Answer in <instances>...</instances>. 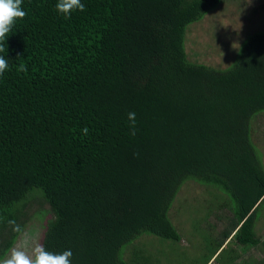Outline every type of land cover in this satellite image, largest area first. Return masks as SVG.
Returning a JSON list of instances; mask_svg holds the SVG:
<instances>
[{
  "label": "trees",
  "instance_id": "obj_1",
  "mask_svg": "<svg viewBox=\"0 0 264 264\" xmlns=\"http://www.w3.org/2000/svg\"><path fill=\"white\" fill-rule=\"evenodd\" d=\"M222 1L82 0L85 11L65 19L57 0H23L27 15L0 53V260L18 238L8 220L25 230L40 199L52 213L42 244L70 249L72 264H158L123 248L144 233L181 240L169 210L187 180L210 189L209 211L231 212L207 263L228 252L236 264L230 242L264 243L251 125L264 110V31L224 69L186 51L188 25Z\"/></svg>",
  "mask_w": 264,
  "mask_h": 264
},
{
  "label": "rangeland",
  "instance_id": "obj_2",
  "mask_svg": "<svg viewBox=\"0 0 264 264\" xmlns=\"http://www.w3.org/2000/svg\"><path fill=\"white\" fill-rule=\"evenodd\" d=\"M258 31H264V0H223L201 20L188 25L186 51L192 61L224 69L235 62L249 37ZM251 125L254 146L264 165V110L253 117ZM224 194L225 198L223 196L221 201L232 209L235 205L232 196ZM211 198L207 186L194 180L185 181L169 210V217L181 234V240H168L144 233L135 242L125 246L123 252L126 251V255H129L128 249L135 244L152 254L158 264L231 263L228 252L221 259L213 258L209 263L205 257L209 253L208 241L216 239L212 236H220L231 215L225 206H222V210L214 208L209 211L207 206ZM33 203V218L28 222L25 231L42 243L52 213L49 212V205H43L40 199ZM215 206L218 207L217 204ZM261 212L257 232L264 242V205ZM209 222L215 224L210 231L207 227ZM18 242L19 237L13 247L18 246ZM229 244L237 252L236 264H264V243L257 247H242L235 242ZM9 253L10 251L4 258Z\"/></svg>",
  "mask_w": 264,
  "mask_h": 264
},
{
  "label": "clouds",
  "instance_id": "obj_3",
  "mask_svg": "<svg viewBox=\"0 0 264 264\" xmlns=\"http://www.w3.org/2000/svg\"><path fill=\"white\" fill-rule=\"evenodd\" d=\"M23 0H0V53H6L5 44L8 35L12 32L17 20H22L27 13L22 8ZM55 8L65 19H71L74 12L85 11V4L82 0H57ZM9 70V63L6 55L0 54V77ZM20 71H27L26 66L21 65ZM130 135H136V113H128ZM85 127L82 132L88 134ZM138 156L139 153H134ZM13 233L18 234V246L13 247L6 258L0 260V264H72L73 255L70 249L60 253L49 251L32 234L25 231L14 219L8 220Z\"/></svg>",
  "mask_w": 264,
  "mask_h": 264
}]
</instances>
